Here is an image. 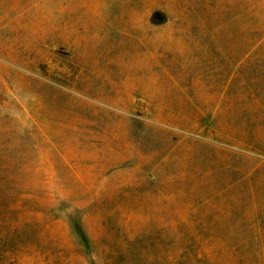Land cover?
<instances>
[{
    "label": "rangeland",
    "instance_id": "obj_1",
    "mask_svg": "<svg viewBox=\"0 0 264 264\" xmlns=\"http://www.w3.org/2000/svg\"><path fill=\"white\" fill-rule=\"evenodd\" d=\"M0 264H264V0H0Z\"/></svg>",
    "mask_w": 264,
    "mask_h": 264
}]
</instances>
